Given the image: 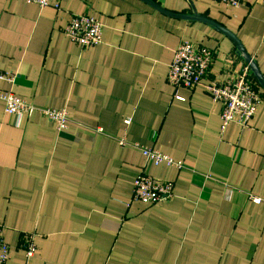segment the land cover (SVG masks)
<instances>
[{"label": "crops", "instance_id": "crops-1", "mask_svg": "<svg viewBox=\"0 0 264 264\" xmlns=\"http://www.w3.org/2000/svg\"><path fill=\"white\" fill-rule=\"evenodd\" d=\"M57 0L59 8L0 0V89L65 108L57 132L38 112L17 118L0 102V223L7 264H264V87L248 126L221 129L203 85L168 84L182 39L214 53L206 80L247 65L264 78V1ZM74 14L102 24L81 46L63 29ZM131 123L125 125L124 118ZM101 128L102 133L96 129ZM153 147L183 168L148 163L119 139ZM141 172L174 184L168 201L131 199ZM34 234L26 260L23 240Z\"/></svg>", "mask_w": 264, "mask_h": 264}, {"label": "built area", "instance_id": "built-area-1", "mask_svg": "<svg viewBox=\"0 0 264 264\" xmlns=\"http://www.w3.org/2000/svg\"><path fill=\"white\" fill-rule=\"evenodd\" d=\"M26 1L36 3L40 7L53 5V7L59 8L57 0ZM213 1L231 7H240L242 2L241 0ZM63 32L72 41L83 47L98 45L102 41V24L88 14L72 15ZM213 59L214 53L211 49L195 44L188 39H182L178 43L173 58L168 65L166 80L174 88L193 89L198 85H203L212 101L221 105L222 130L230 123H235L242 128L248 126L262 100L260 92L256 89L253 81L250 80L251 74L248 65L244 66L235 76L224 81L206 80ZM0 80L13 83L15 75L0 69ZM0 102L4 106L5 114L17 118L30 117L33 113L38 112L53 123L57 132L66 130L71 123L69 113L65 108L39 107L14 95L11 91L0 89ZM123 122L125 125H129L131 118L125 117ZM96 131L102 133L101 128H97ZM119 144L121 147H131L140 151L145 160L152 165L183 168L182 162L153 147L130 142L125 138H120ZM173 188L172 181L157 179L150 174L141 172L133 181L131 199L153 205L170 200L173 197ZM249 196L253 202L264 204L263 198ZM22 248L25 259L29 260L36 251L34 234H29L24 238ZM9 259L10 246L3 236L0 223V264H7Z\"/></svg>", "mask_w": 264, "mask_h": 264}, {"label": "water", "instance_id": "water-1", "mask_svg": "<svg viewBox=\"0 0 264 264\" xmlns=\"http://www.w3.org/2000/svg\"><path fill=\"white\" fill-rule=\"evenodd\" d=\"M236 43H237V49H236L237 54L241 55V57L245 60L250 71L253 73L257 81H259L261 85L264 87V78L262 77L254 59L245 52V50L243 49V47L240 45V43L237 40H236Z\"/></svg>", "mask_w": 264, "mask_h": 264}]
</instances>
